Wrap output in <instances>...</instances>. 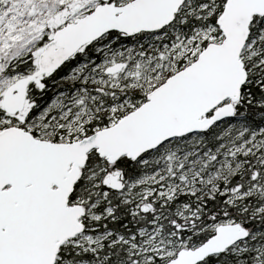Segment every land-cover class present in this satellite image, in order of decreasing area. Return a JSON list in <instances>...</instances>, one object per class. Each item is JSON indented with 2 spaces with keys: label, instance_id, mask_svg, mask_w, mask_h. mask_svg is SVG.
I'll return each instance as SVG.
<instances>
[{
  "label": "snow or ice",
  "instance_id": "obj_1",
  "mask_svg": "<svg viewBox=\"0 0 264 264\" xmlns=\"http://www.w3.org/2000/svg\"><path fill=\"white\" fill-rule=\"evenodd\" d=\"M0 264H264V0H0Z\"/></svg>",
  "mask_w": 264,
  "mask_h": 264
}]
</instances>
